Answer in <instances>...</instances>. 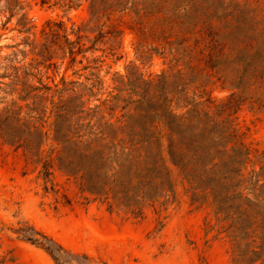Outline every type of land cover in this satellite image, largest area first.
<instances>
[{
  "label": "rangeland",
  "instance_id": "obj_1",
  "mask_svg": "<svg viewBox=\"0 0 264 264\" xmlns=\"http://www.w3.org/2000/svg\"><path fill=\"white\" fill-rule=\"evenodd\" d=\"M164 85L178 113L201 101L234 119L252 151L245 173L264 182V0H0V119L15 111L23 136L0 134L3 264H58L24 226L69 251L67 264H236L213 207L192 203L181 176L176 198L144 201L122 155L92 166L80 150L91 126L125 136L142 96L164 101ZM98 179L107 193L92 190Z\"/></svg>",
  "mask_w": 264,
  "mask_h": 264
},
{
  "label": "trees",
  "instance_id": "obj_2",
  "mask_svg": "<svg viewBox=\"0 0 264 264\" xmlns=\"http://www.w3.org/2000/svg\"><path fill=\"white\" fill-rule=\"evenodd\" d=\"M71 52L74 54L72 49ZM50 88L42 84L32 90ZM162 90L159 96L164 95V101L154 94L142 96L138 105L142 112L138 116L131 115V121L121 129L125 136L106 135L102 130L94 132L93 126L87 133H81V152L86 157L94 156L92 166H106L111 158L119 161L122 155L124 159L119 165L126 167L129 189H135L133 180L137 179L144 201L158 200L169 191L176 198L178 177L181 176V182L188 185L192 203L213 207L214 215L221 223L219 231L224 232L234 246L235 263L252 264L260 260V264H264V182H260V171L252 169L249 176L245 173L252 151L245 143L244 135L234 119L228 116L216 118L200 107L201 101L192 102L185 112L178 113L175 110L180 106L178 101L174 107L165 85ZM172 90L179 91L177 87ZM27 95L29 93L24 97ZM8 111L0 119V134L8 143L21 146L23 136L19 128H10V122L19 118L15 111ZM59 116L64 117L63 114ZM85 136L87 138L83 139ZM62 141L67 142L69 138ZM44 174L46 177L51 174L48 162L44 163ZM107 184L98 179L92 190L107 193ZM129 189L124 193L123 201L128 207L136 206L138 201L134 195H128ZM17 232L26 240L45 247L58 264L70 261L72 254L69 251L34 227H19ZM5 261L0 259V264Z\"/></svg>",
  "mask_w": 264,
  "mask_h": 264
}]
</instances>
